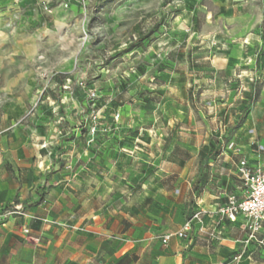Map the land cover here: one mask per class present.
Instances as JSON below:
<instances>
[{"label": "rangeland", "instance_id": "1", "mask_svg": "<svg viewBox=\"0 0 264 264\" xmlns=\"http://www.w3.org/2000/svg\"><path fill=\"white\" fill-rule=\"evenodd\" d=\"M4 112L72 206L175 233L264 161V0H0Z\"/></svg>", "mask_w": 264, "mask_h": 264}, {"label": "crops", "instance_id": "2", "mask_svg": "<svg viewBox=\"0 0 264 264\" xmlns=\"http://www.w3.org/2000/svg\"><path fill=\"white\" fill-rule=\"evenodd\" d=\"M15 123L8 112L0 115V264H227L226 258L232 261L241 251L246 235L232 238L217 215L205 216L206 234L199 233L196 224L189 240L174 237L164 244L163 237L142 231L129 216L72 206L64 174L49 170L42 148L27 140ZM244 158L251 166L264 163L253 156ZM218 193L217 202L200 205L194 212L215 213L228 196L221 187ZM15 207H21L25 216L5 218ZM239 222L243 218L229 223ZM250 249L241 262L264 264V249Z\"/></svg>", "mask_w": 264, "mask_h": 264}, {"label": "built area", "instance_id": "3", "mask_svg": "<svg viewBox=\"0 0 264 264\" xmlns=\"http://www.w3.org/2000/svg\"><path fill=\"white\" fill-rule=\"evenodd\" d=\"M85 1L66 0V6L69 7L71 3L83 4ZM238 175L245 187L241 197L236 194L228 195L225 203L219 205L215 213L204 210L194 212L181 230L163 236L162 242L168 244L174 237L189 240L196 224L200 226L199 233L206 234L208 230L204 218L206 215L213 214L217 215L221 221L226 220L232 223L237 222L240 217L244 219V229L247 233L241 242L242 249L232 258V263H240L247 256L251 245L264 249V239L259 238L264 224V163L251 166L248 159L243 158L238 167ZM9 216L24 217L25 214L21 207H15L13 211L5 213V218ZM30 232L28 228L24 229V234L29 235ZM210 236L216 238L215 233H211Z\"/></svg>", "mask_w": 264, "mask_h": 264}, {"label": "trees", "instance_id": "4", "mask_svg": "<svg viewBox=\"0 0 264 264\" xmlns=\"http://www.w3.org/2000/svg\"><path fill=\"white\" fill-rule=\"evenodd\" d=\"M242 118H240L239 120H241Z\"/></svg>", "mask_w": 264, "mask_h": 264}]
</instances>
